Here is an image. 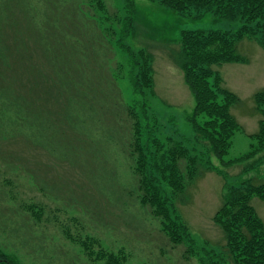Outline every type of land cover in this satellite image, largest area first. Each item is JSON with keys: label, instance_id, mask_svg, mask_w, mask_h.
I'll use <instances>...</instances> for the list:
<instances>
[{"label": "rangeland", "instance_id": "rangeland-1", "mask_svg": "<svg viewBox=\"0 0 264 264\" xmlns=\"http://www.w3.org/2000/svg\"><path fill=\"white\" fill-rule=\"evenodd\" d=\"M65 1L78 27L83 26L86 39L94 37L96 44L98 40L103 43L104 51L98 50L99 62L111 85L101 84L100 75L99 80L90 78L85 88L87 99L75 107L86 114V122L77 121L74 130L53 135L48 149H39L38 144L39 150L31 151L23 134L0 135V252L14 264H103L92 261L73 241L96 237L101 240V249L115 254L122 250V264H200L198 249L219 252L225 244L221 230L212 221L225 183L256 185L264 180V149L251 159L236 162L251 150L252 137L258 134L263 119L254 95L264 91V49L245 38L237 44V52L248 59L246 63L209 67L220 77L219 87L238 98L229 110L240 130L225 157L228 165L221 167L189 122L194 98L181 68L180 36L184 31L234 34L243 22L228 21L212 12L180 14L159 0H135L133 33L124 43L134 52L142 51L151 70L152 87L146 89L145 100L147 123L157 129L155 137L163 147L178 144L186 150L198 172L194 181L184 180L186 191L181 197L171 198L192 236L195 255H191L189 246L171 244L148 207L139 204L137 180L131 172L134 163L129 157L132 121L125 107L135 105L138 110L137 103L143 100L132 94L136 72L127 56L111 36L104 31L100 35V26H112L111 20L108 25L99 24L103 15L95 0ZM7 2L0 0V5ZM120 2L105 0L109 17L125 15ZM10 6H26V0H12ZM55 21L63 24L65 19L57 17ZM36 109L46 115L44 125L63 126L57 116L47 112L50 106L39 101ZM49 111L54 112L52 108ZM10 161L14 172H7L4 162ZM181 161L187 167V160ZM29 174L38 186L30 183ZM32 202L42 207L38 220L34 216L31 219L23 208ZM250 203L264 226V203L257 197ZM64 233L75 239H66ZM98 250L95 246L93 254Z\"/></svg>", "mask_w": 264, "mask_h": 264}, {"label": "trees", "instance_id": "trees-1", "mask_svg": "<svg viewBox=\"0 0 264 264\" xmlns=\"http://www.w3.org/2000/svg\"><path fill=\"white\" fill-rule=\"evenodd\" d=\"M11 1L0 5V135L23 134L31 151L48 149L53 135L74 130L77 121L86 122V114L76 111L75 107L87 99L85 88L90 78L99 80L100 75L101 84L111 85L99 62L98 50L104 51V45L100 40L96 44L94 37L91 41L86 39L83 26L78 27L65 0L63 3L58 0H26V6L20 7H11ZM159 1L180 14L192 10L196 13L212 12L228 21L238 19L243 22L234 34L184 31L180 36L184 59L181 68L194 98L189 122L197 137L207 143L212 155L219 160L220 166L225 167L232 138L240 130L229 110L238 98L219 87L221 79L209 67L221 63H246L248 59L237 52V44L245 38L254 40L264 49V0ZM120 3L125 15L109 17L105 0H95L96 8L103 15L99 17V24L108 25L110 19L112 25L100 26V35L102 37L104 31L106 36H111L114 45L127 56L136 72L132 94L143 100L141 104L137 103L140 105L138 110L135 105L125 107L132 121L129 157L134 163L131 172L137 180V198L139 204L148 207L152 217L158 220L160 232L171 244L187 245L191 255H195L192 236L176 213L171 198L181 197L186 191L184 180L194 181L198 172L186 150L178 144L163 147L160 139L155 137L157 129L147 123L145 100L146 89L152 87L151 70L143 52H134L124 43L133 33L137 14L135 0H122ZM60 8L65 9L59 11ZM57 17L64 18V23H57ZM112 95L115 98L114 93ZM254 97L263 119L259 123L258 134L252 137L251 150L236 162L251 159L264 149V91ZM39 101L52 108L54 112L50 109L47 112L57 116L63 123L62 127L44 125L46 115L36 109ZM57 105L58 110L55 111ZM38 144L41 145L39 149ZM184 159L188 162L187 167L181 161ZM232 162L228 161L229 164ZM4 163L7 172H14L11 161ZM216 170L225 178L219 169ZM29 178L31 184L39 185L33 175L29 174ZM253 197L264 203V180L256 185L251 182L238 186L225 183L221 205L212 217L223 234L225 244L217 253L198 249L200 264H264V226L251 206ZM23 208L31 219L33 216L39 219L41 205L25 203ZM64 235L68 240L75 239L68 233ZM73 241L92 261L123 263L122 250L115 254L101 249L103 245L99 238H76ZM95 246L99 250L93 254ZM0 264L14 262L0 252Z\"/></svg>", "mask_w": 264, "mask_h": 264}]
</instances>
